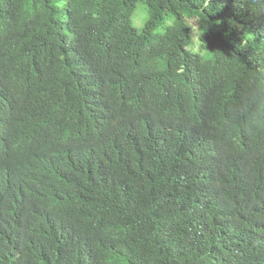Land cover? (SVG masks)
<instances>
[{
  "label": "trees",
  "instance_id": "1",
  "mask_svg": "<svg viewBox=\"0 0 264 264\" xmlns=\"http://www.w3.org/2000/svg\"><path fill=\"white\" fill-rule=\"evenodd\" d=\"M263 76L264 0H0V264H264Z\"/></svg>",
  "mask_w": 264,
  "mask_h": 264
},
{
  "label": "clouds",
  "instance_id": "2",
  "mask_svg": "<svg viewBox=\"0 0 264 264\" xmlns=\"http://www.w3.org/2000/svg\"><path fill=\"white\" fill-rule=\"evenodd\" d=\"M136 12H137V15L139 16L138 19H139V23L141 24L140 25V27H141L144 24L145 20L141 18V15H142L141 12H139V11H136ZM136 12H134V13H136ZM133 14H132V16H133ZM197 54L198 53H194V55H197ZM117 61L128 62V58L126 56V52L125 51H121L120 53H118ZM259 95H260L261 106H262L261 113H260V117H261V120H262V122L264 124V87L261 88V89H259ZM4 119H6L8 121V123H11L12 122V117L10 115H7ZM167 129L168 130L173 129L172 126H171V124L168 125ZM7 151L9 152L10 149L8 148Z\"/></svg>",
  "mask_w": 264,
  "mask_h": 264
},
{
  "label": "rangeland",
  "instance_id": "3",
  "mask_svg": "<svg viewBox=\"0 0 264 264\" xmlns=\"http://www.w3.org/2000/svg\"><path fill=\"white\" fill-rule=\"evenodd\" d=\"M138 15H137V12L133 14V16L131 17V21H132V24L136 27V28H140V23H139V19H138ZM145 20V18H144Z\"/></svg>",
  "mask_w": 264,
  "mask_h": 264
}]
</instances>
